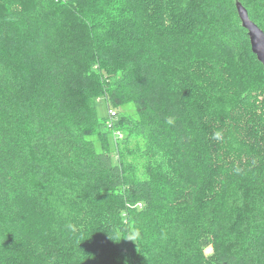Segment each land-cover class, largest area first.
Returning <instances> with one entry per match:
<instances>
[{
	"label": "trees",
	"instance_id": "1",
	"mask_svg": "<svg viewBox=\"0 0 264 264\" xmlns=\"http://www.w3.org/2000/svg\"><path fill=\"white\" fill-rule=\"evenodd\" d=\"M238 1L0 0V264H264Z\"/></svg>",
	"mask_w": 264,
	"mask_h": 264
},
{
	"label": "water",
	"instance_id": "2",
	"mask_svg": "<svg viewBox=\"0 0 264 264\" xmlns=\"http://www.w3.org/2000/svg\"><path fill=\"white\" fill-rule=\"evenodd\" d=\"M237 9L244 28L248 30L253 52L264 65V30L249 16L247 9L241 2H237Z\"/></svg>",
	"mask_w": 264,
	"mask_h": 264
},
{
	"label": "rangeland",
	"instance_id": "3",
	"mask_svg": "<svg viewBox=\"0 0 264 264\" xmlns=\"http://www.w3.org/2000/svg\"><path fill=\"white\" fill-rule=\"evenodd\" d=\"M97 109H98V112H99V114L101 116L108 118V115H109L108 114V107H107V103H106V100H105L104 97H102L101 99H99ZM121 133H122V131H121ZM111 135H112V133H111ZM209 249H208V252H210Z\"/></svg>",
	"mask_w": 264,
	"mask_h": 264
},
{
	"label": "built area",
	"instance_id": "4",
	"mask_svg": "<svg viewBox=\"0 0 264 264\" xmlns=\"http://www.w3.org/2000/svg\"><path fill=\"white\" fill-rule=\"evenodd\" d=\"M112 111H110V113H111ZM112 114H115L114 112L112 113Z\"/></svg>",
	"mask_w": 264,
	"mask_h": 264
},
{
	"label": "snow or ice",
	"instance_id": "5",
	"mask_svg": "<svg viewBox=\"0 0 264 264\" xmlns=\"http://www.w3.org/2000/svg\"><path fill=\"white\" fill-rule=\"evenodd\" d=\"M211 251V249H209Z\"/></svg>",
	"mask_w": 264,
	"mask_h": 264
}]
</instances>
